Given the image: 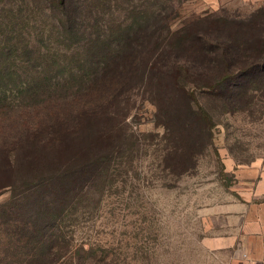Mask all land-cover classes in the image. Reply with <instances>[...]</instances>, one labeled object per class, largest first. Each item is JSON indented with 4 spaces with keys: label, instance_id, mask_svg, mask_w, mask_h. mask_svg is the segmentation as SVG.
Masks as SVG:
<instances>
[{
    "label": "rangeland",
    "instance_id": "rangeland-1",
    "mask_svg": "<svg viewBox=\"0 0 264 264\" xmlns=\"http://www.w3.org/2000/svg\"><path fill=\"white\" fill-rule=\"evenodd\" d=\"M92 7L85 21L95 30L74 38L42 6L21 7V17L0 8L5 39L34 45L33 54L4 52L15 75L0 87V264H217L206 229L238 190L232 170L264 162L262 81L252 79L235 104L192 88L191 113L173 81L137 78L110 105L88 91L92 74L79 60L90 54L89 33L102 37L97 55L185 46L214 30L237 31L251 46L264 38V2L94 0ZM137 23L159 26L158 39L133 43L125 30ZM37 72L42 79L31 84Z\"/></svg>",
    "mask_w": 264,
    "mask_h": 264
},
{
    "label": "trees",
    "instance_id": "trees-1",
    "mask_svg": "<svg viewBox=\"0 0 264 264\" xmlns=\"http://www.w3.org/2000/svg\"><path fill=\"white\" fill-rule=\"evenodd\" d=\"M93 2L94 0H0V8L3 14L6 12L5 8H8V13L12 17H21V7L42 6L46 13L49 12L52 15L56 29L65 36L74 38L82 34L86 28L95 30V26H91L90 21L88 23L85 21L92 20L87 17L94 15ZM154 28L152 32L149 25L137 23V30L130 25L125 32H128L130 36L135 35L132 42L139 44L140 41L145 42L153 36L156 40L158 39L160 27L154 26ZM5 34L0 28V87L2 88L6 81H13L15 75V73L11 74V71L8 73L11 62L7 58L4 59V52L21 49L33 54L34 48L32 44H25L21 48L16 38L5 39ZM89 35H93L86 43L90 54H85L87 56L82 59L83 61L79 60V63L83 64L79 68L86 67V70L92 74L93 80L86 82L89 86L88 91L104 95L103 101L107 100L110 105L125 93L133 80L137 78L145 84L153 83L152 80L156 78L173 81L175 93H181L191 113L193 111L192 88L218 93L224 100L232 99L234 101L232 104H235L252 79L262 81L264 86V38L255 41L251 46H245L244 43L242 44L243 37L241 38L237 31L221 33L219 30H214L211 33H198L196 37L194 36L195 38L189 39L185 46L166 44L162 47L159 45L151 52H147L148 47V50L145 46L138 49L136 45H131L124 50H103L100 55H97L96 51L99 49L98 45L102 37L94 33ZM91 47L92 49H89ZM92 50L95 52H91ZM39 74L37 72L35 73L37 76L33 75L31 79L29 78L31 84L36 80L41 81ZM32 87L33 85L29 84V89ZM2 100L0 98V106L3 104ZM161 115L169 124L170 119L165 117L166 113L161 111ZM196 115L201 117L203 122L206 120L203 112ZM206 123H208L207 120Z\"/></svg>",
    "mask_w": 264,
    "mask_h": 264
},
{
    "label": "crops",
    "instance_id": "crops-1",
    "mask_svg": "<svg viewBox=\"0 0 264 264\" xmlns=\"http://www.w3.org/2000/svg\"><path fill=\"white\" fill-rule=\"evenodd\" d=\"M232 172L238 190L230 202L216 207L206 247L217 264H264V162Z\"/></svg>",
    "mask_w": 264,
    "mask_h": 264
}]
</instances>
